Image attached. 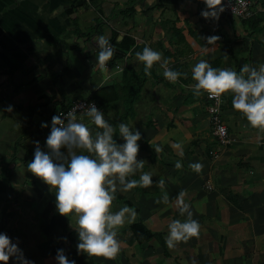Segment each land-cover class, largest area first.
<instances>
[{
  "label": "crops",
  "instance_id": "0c3cea01",
  "mask_svg": "<svg viewBox=\"0 0 264 264\" xmlns=\"http://www.w3.org/2000/svg\"><path fill=\"white\" fill-rule=\"evenodd\" d=\"M127 2L135 3L133 14L120 13L130 9ZM204 8L201 0H0V232L18 242L34 264H57L58 248L76 264H264V131L248 126L224 94L221 114L231 142L221 144L212 134L206 93L193 94L191 75L201 59L237 72L244 64L264 63V0L254 4L248 19H205ZM114 31L118 40L130 35L136 43L116 65L99 68L98 37L110 40ZM212 35L219 39L210 45ZM146 46L162 53L150 74L135 55ZM165 59L187 75L167 80ZM125 73L137 83L144 80L137 101L130 111L120 102L103 112L120 143V122L141 130L138 159L144 167L130 178L146 171L153 183L118 191L125 199H114L112 210L129 200L160 237L138 243L130 217L118 229L115 257H88L77 254L75 220L56 211L54 193L27 163L35 141L48 151L53 115L102 87L121 85ZM80 121L93 134L98 130L88 117ZM193 162L203 165L200 172L189 167ZM181 192L200 234L170 248L168 225L187 219L179 212Z\"/></svg>",
  "mask_w": 264,
  "mask_h": 264
},
{
  "label": "clouds",
  "instance_id": "9594fccd",
  "mask_svg": "<svg viewBox=\"0 0 264 264\" xmlns=\"http://www.w3.org/2000/svg\"><path fill=\"white\" fill-rule=\"evenodd\" d=\"M201 2L205 8L200 15L205 19L218 20L224 11L223 0ZM218 39L215 35L207 37L210 45ZM98 45L100 50L95 66L104 68L114 55V46L103 35L98 37ZM135 55L144 63L146 74H150L154 64L162 60V53L150 46L144 47L142 52L137 51ZM167 64L165 59L161 66L163 76L170 82L187 75ZM191 75L195 81L194 95L207 93L209 99L220 103L224 94H230L234 111L246 118L248 126L264 131V63L258 66L244 64L237 72L231 68L214 67L208 60L201 59L192 66ZM80 107L72 108L66 114V121L61 115H53L51 130L45 140L48 151L41 149L40 141H35L34 157L27 163V169L54 193L56 211L70 221L75 220L77 254L113 258L120 251L118 229L127 218L135 216L128 205L118 211L112 210L115 195L117 191L127 192L137 186H148L153 183V178L146 171L140 174L139 179L130 178L143 169L145 162L138 159V141L142 138L139 128L120 122L118 136L123 142H118L117 129L105 119L104 112L95 103H90L81 111L88 117L89 123L98 129L93 134L88 124L77 117ZM12 109V105L7 106V111ZM41 127H49L48 122H42ZM62 149H66V152ZM181 166V162L177 161L176 167ZM189 167L200 172L203 165L193 162ZM159 183L163 186L164 181ZM182 197L183 192L178 195L179 212L181 215L186 213L187 219L183 222L172 220L168 225L165 243L170 248L176 242H187L200 234L201 225L192 218L190 205ZM63 239L67 240V237ZM10 258L15 264H34L24 256L18 242H13L6 232H0V264H8ZM55 260L57 264H76V260L69 259L63 248L57 249Z\"/></svg>",
  "mask_w": 264,
  "mask_h": 264
},
{
  "label": "trees",
  "instance_id": "16d2710c",
  "mask_svg": "<svg viewBox=\"0 0 264 264\" xmlns=\"http://www.w3.org/2000/svg\"><path fill=\"white\" fill-rule=\"evenodd\" d=\"M127 3V7H130V9H122L120 13L133 14L135 12V3ZM70 12L72 13L73 10H71ZM118 38L119 33L114 31L112 38L109 40L110 43L114 46V55L108 62L113 65H116L118 62H120L125 57V55L134 47L136 43L134 37H131L130 35L123 36L121 40H118ZM128 75L130 74L125 73V78L121 85L114 84L102 87L95 91L89 97V99L95 100L103 108V110L110 106H117V104H119L120 102H125L128 107V111H130L138 99V96L142 90L144 80L141 79V81L137 83L133 81L132 76L128 77ZM115 199L121 200L125 199V197L117 191ZM125 202L126 205L134 206L129 200H125ZM137 210L138 209H136V211ZM131 230L133 231L138 243H142L144 241H149L153 238L160 237L158 233L150 230L145 225L143 220H139L132 223Z\"/></svg>",
  "mask_w": 264,
  "mask_h": 264
},
{
  "label": "built area",
  "instance_id": "2783aa9c",
  "mask_svg": "<svg viewBox=\"0 0 264 264\" xmlns=\"http://www.w3.org/2000/svg\"><path fill=\"white\" fill-rule=\"evenodd\" d=\"M258 0H223L224 3V11L220 15L226 16H236L242 19H248L252 16L253 6ZM119 68V66H118ZM206 97L209 100V113L211 114L212 120V134L216 136L221 144H228L231 142V137L228 132V128L224 123L221 114V106H222V98L221 102L217 103L215 99H209L206 93ZM95 103L99 109L102 111L103 108L95 101L89 98H81L73 101L69 107L65 109H60L57 112V115H61L63 119L66 121V114L77 105L81 107L77 109V117L81 120L83 117H87L81 109L90 104ZM208 188H213L211 184H208Z\"/></svg>",
  "mask_w": 264,
  "mask_h": 264
},
{
  "label": "rangeland",
  "instance_id": "374dc122",
  "mask_svg": "<svg viewBox=\"0 0 264 264\" xmlns=\"http://www.w3.org/2000/svg\"><path fill=\"white\" fill-rule=\"evenodd\" d=\"M140 176V175H139ZM139 179V178H138ZM142 188H144L145 186H141ZM130 208H132L133 210H134V212H135V219H133L134 217H132V220L130 221V222H136V221H139V220H142L141 219V212L140 211H138L140 208H138V207H133V206H129ZM136 209H138L137 211H136Z\"/></svg>",
  "mask_w": 264,
  "mask_h": 264
}]
</instances>
